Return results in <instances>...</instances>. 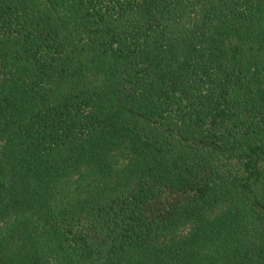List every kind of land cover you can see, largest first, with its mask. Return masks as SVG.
<instances>
[{
	"label": "trees",
	"instance_id": "16d2710c",
	"mask_svg": "<svg viewBox=\"0 0 264 264\" xmlns=\"http://www.w3.org/2000/svg\"><path fill=\"white\" fill-rule=\"evenodd\" d=\"M0 264H264V0H0Z\"/></svg>",
	"mask_w": 264,
	"mask_h": 264
}]
</instances>
